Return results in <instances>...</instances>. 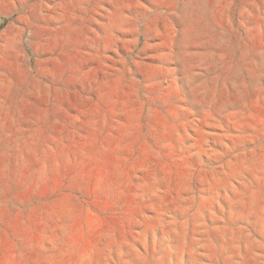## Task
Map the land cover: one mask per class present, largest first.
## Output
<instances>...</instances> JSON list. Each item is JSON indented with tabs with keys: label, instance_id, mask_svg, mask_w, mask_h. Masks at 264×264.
Segmentation results:
<instances>
[{
	"label": "rangeland",
	"instance_id": "1",
	"mask_svg": "<svg viewBox=\"0 0 264 264\" xmlns=\"http://www.w3.org/2000/svg\"><path fill=\"white\" fill-rule=\"evenodd\" d=\"M0 264H264V0H0Z\"/></svg>",
	"mask_w": 264,
	"mask_h": 264
}]
</instances>
